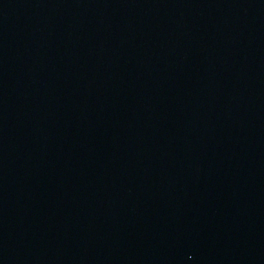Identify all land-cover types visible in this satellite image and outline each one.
Returning a JSON list of instances; mask_svg holds the SVG:
<instances>
[{"label": "water", "instance_id": "1", "mask_svg": "<svg viewBox=\"0 0 264 264\" xmlns=\"http://www.w3.org/2000/svg\"><path fill=\"white\" fill-rule=\"evenodd\" d=\"M0 264H264V0H0Z\"/></svg>", "mask_w": 264, "mask_h": 264}]
</instances>
